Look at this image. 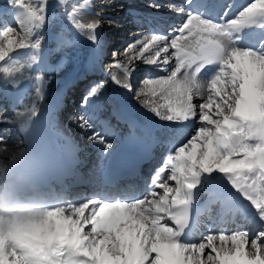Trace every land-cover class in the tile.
Listing matches in <instances>:
<instances>
[{
	"label": "snow or ice",
	"instance_id": "6c2138e0",
	"mask_svg": "<svg viewBox=\"0 0 264 264\" xmlns=\"http://www.w3.org/2000/svg\"><path fill=\"white\" fill-rule=\"evenodd\" d=\"M7 4L16 27L0 21V85L32 87L0 122L27 130L50 82L37 67L50 7L64 9L74 33L59 38L53 52L80 37L99 45L106 16L104 7L91 13L92 0ZM169 9L180 22L130 43L122 53L127 63L113 53L109 79L132 91L136 61L166 72L148 79L137 99L161 121L191 126L190 135L171 145L143 192L83 200L44 191L43 178L23 167L26 153L8 152L0 137V207L11 210L0 215V264H264V0H184ZM106 87L103 80L90 84L81 107L95 105ZM77 119L103 152L114 147L94 130L93 114ZM205 207H215L216 217L197 234Z\"/></svg>",
	"mask_w": 264,
	"mask_h": 264
},
{
	"label": "bare ground",
	"instance_id": "6f19581e",
	"mask_svg": "<svg viewBox=\"0 0 264 264\" xmlns=\"http://www.w3.org/2000/svg\"><path fill=\"white\" fill-rule=\"evenodd\" d=\"M131 1H135V0H92L93 7L90 10L91 13H95L101 7H104V14L105 16H107V18L103 19L101 23L102 36H101V43L99 45H93L88 40L84 39L83 37H80L72 47L65 48L63 51H60V52H55L53 55V57L55 58V62H51L48 59V55L52 53V49L50 51H47L44 48L41 63L37 67L43 71L45 79L49 80L50 82L47 84L45 97L40 105V111L42 109L45 110L48 106H52L50 105L51 101L58 98L60 103L57 106V109H61L60 115L61 117L65 119V121L62 122L58 112L54 111L53 110L54 107L52 106L51 116H52V120L54 123V133L56 135L54 139V144H53L55 155H58L62 151H64V153L67 152L66 146H64L65 145L64 140L68 139L70 143L75 146L76 150H79L81 155H83L84 164H87L90 159H100L101 158V155L103 153L102 146L88 139V136L91 135V132L86 133L85 131H82L78 127L77 118L79 117V115L78 117H75L74 114L77 111L81 115L85 112L88 113L89 111L94 109L95 110L93 112V115H94L97 112L96 109H98L99 107L103 105H107L110 107L111 105L116 104L115 95L117 94V92L113 91L111 84H110V79H109V66L110 65L105 66L100 63V60L105 55H109V53L112 54L111 59L114 60L113 53H118L121 55H118L115 58L119 59L120 61L124 63H127L126 57L122 55L124 49L122 51H118L117 49L121 48L126 41H128V43L130 44L134 42L136 39H138L140 36L142 37V36H146L150 34L148 31H145L146 33L144 32V33L136 34L137 32H134L133 26H130L129 22H131L132 20L133 21L136 20L135 24L139 25L140 24L139 19L142 17V15H147L149 16V19L152 20L154 23H157L158 25L166 29L171 25L178 24L181 20L180 15H178L175 11H171L169 9V4L182 5L184 0H157L156 3L161 5L159 10L152 8L149 5H143L142 2L140 3V6H137V7L136 6L132 7L130 5H127V3ZM135 2L139 3L138 1H135ZM123 5L126 7H122ZM3 9H6V13L10 14L9 5L5 2L0 7V13ZM55 9L60 10L63 8L55 7ZM113 10L114 12H118V13H110ZM81 15L83 18L85 17L86 19L92 18V15L89 14L88 12H83L81 13ZM108 19H111L112 22L107 21ZM114 30L117 31L116 32L117 35L116 36L111 35L109 39V36H107L106 34L108 32H114ZM49 31H51V34L49 35L48 39L51 40L50 43H52L53 45L56 44L57 40L61 37H69V36L74 35V33H71L67 27L65 26L62 27V25H58V23H52L51 29ZM43 34H47L46 30L44 31ZM119 40H123L124 41L123 44H121L120 42H116ZM55 47L56 45L54 46V48ZM138 62L136 61L134 63L135 71L132 73L133 77H134L133 74L139 72L140 70H146L147 72H144V73L142 72V73L143 74L147 73V75L149 76V79L158 78V76L160 77V76L167 75L166 72L161 71L160 68L154 65H148L145 63L143 65H135ZM78 71H82L83 73L80 75H77L76 73ZM111 71H118V70L111 69ZM142 73H140L139 76L135 78L136 79L142 78V75H143ZM91 74L98 76V78H93V81H101V80L107 81V87L101 99L96 103L97 105H89L87 108L81 107V103H79V99H82L84 94L83 96L79 94L76 97L77 106H74L75 104H73L74 106L73 108H75L76 111L74 112L71 110L68 113L64 114L65 112L64 107L66 106V103H67V100H66L67 91L65 90L66 84H64L61 81V79L68 80L69 78H73V75L74 76L76 75L77 76L76 81L78 82V80L80 81L84 79V77L91 75ZM77 82L75 83V86L77 85ZM145 82L146 81H144L141 84V88L144 87ZM92 83L93 82H87L84 85V87L81 88V93L85 92L88 86ZM130 83H132L131 79H130ZM28 84L32 86L31 82L24 81L21 83V85L18 88H14L12 90L11 89L9 90L8 86H3L0 88V97L2 98L1 102L3 103V105L9 108V112L0 113V117H7L11 113L9 97L12 94V92L15 91L16 89H21L22 87ZM29 92H30V89L27 91L26 95L27 94L29 95ZM7 94H8V98H6ZM121 96H123L126 99L128 98L134 104L142 107L139 101L144 99L143 96L137 99V95H132V91H128L126 89L122 91ZM78 106L80 107L76 108ZM142 108L147 110L145 107H142ZM113 116L114 114H112L111 112H107V110H104V114L101 116V118H104L103 119V122H104L105 119L109 120ZM11 117H13V115ZM98 118H100V116ZM93 122L95 126L94 130H95L97 123H96V120H93ZM168 123L169 122H166L163 129L157 132L155 140L158 142L159 149H164L166 146H168L170 144L169 140L172 136L175 137L174 143H178L181 139L184 138V136H186V134L180 135V134H176L175 131L173 132V127L169 126ZM2 124L9 125L13 129L12 130L13 134H15L14 125L17 123L0 122V126H2ZM179 126L180 125H177L176 127H179ZM11 135L12 134H9L7 138L10 137ZM75 137L77 140L75 139ZM106 139L111 141V139H109L107 136H106ZM15 142H18V148ZM4 143H7L6 145H8L7 146L8 152H15V151L23 150L22 143L19 142L16 135L14 136L13 139L9 138ZM93 143L96 145L92 147L93 149H91V146ZM0 147H3V145ZM156 162L159 163L158 166L161 163L160 159H157ZM158 166H155V168L152 169V172H154L153 170L156 169V167ZM95 191H96L95 188L88 190L91 197L95 194ZM84 198H87L84 195V192H82V194H78L77 192L73 193L72 191H70V200H83ZM209 215L210 214L207 213L203 217H201L200 219L201 225H204L207 223ZM220 226L221 225H218L217 227H220ZM223 226L232 227L231 224L223 225Z\"/></svg>",
	"mask_w": 264,
	"mask_h": 264
},
{
	"label": "rangeland",
	"instance_id": "374dc122",
	"mask_svg": "<svg viewBox=\"0 0 264 264\" xmlns=\"http://www.w3.org/2000/svg\"><path fill=\"white\" fill-rule=\"evenodd\" d=\"M1 2H0V7H1V5L5 2V3H7V0H0ZM55 1L56 0H54V2L52 3L53 5L55 4ZM138 1V0H137ZM141 1H146V0H141ZM132 2V1H131ZM139 2V1H138ZM148 2V5L149 4H152L154 1H151L150 3H149V1H147ZM130 3V2H129ZM129 3H127V5H135V3H132V4H129ZM140 3L141 2H139V3H137V5H135L136 7L137 6H140ZM122 7H126V6H122ZM132 7H134V6H132ZM63 10L64 9H62V10H59L58 12H57V10L55 9V7H50V9H49V20H48V24L49 23H58V24H61L62 25V27H66V21L64 20V18L62 17V16H60V15H62V14H60V12H63ZM120 10V9H119ZM118 10V11H119ZM57 12V13H56ZM110 13H118V12H114V10L112 11V12H110ZM59 16V17H58ZM3 18V20H5V19H8V18H11V15H7V17H0V20ZM85 18V17H84ZM106 18H107V16H106ZM63 19V20H62ZM86 19V18H85ZM145 20V19H144ZM107 21H110V22H112V20L111 19H108ZM63 23V24H62ZM128 25H129V23H128ZM49 26V25H48ZM130 26H132V24L130 23ZM134 26V25H133ZM13 27H16V25L15 26H13ZM50 27V26H49ZM48 27V29H47V31H49L50 30V28ZM54 27V26H53ZM142 30H144V27H142V28H138V27H136L135 28V30H134V32L136 31L137 33L136 34H138V33H141L142 32ZM117 31L116 30H114V32H108L106 35L107 36H109V39H110V36H111V34H113V35H117V33H116ZM114 36V37H115ZM141 37V36H140ZM116 42H120L121 44H123V40H119V41H116ZM129 45V43H128V41H126L125 43H124V45L121 47V48H118L117 50L118 51H122L123 49H125L127 46ZM53 50V49H52ZM53 52V51H52ZM55 52H53V54H54ZM112 58V54L111 53H109V55H105L104 57H102V59L100 60V63L101 64H103V65H105V66H109V65H111L113 62V59H111ZM108 59V60H107ZM107 61V62H106ZM138 62V61H137ZM110 63V64H109ZM144 64V62H142V61H140V62H138V63H136L135 65H143ZM144 73V72H147L146 70H140L139 72H137V73H134L133 75H134V77H138L139 76V74L140 73ZM142 73V74H143ZM159 77V76H158ZM160 77H162V76H160ZM140 79H142V78H140ZM147 81V80H146ZM144 82V81H143ZM142 82V83H143ZM141 83V84H142ZM131 85H133V83H131ZM139 87H140V84H138V85H136V88H135V92L139 89ZM141 89V88H140ZM139 89V90H140ZM85 93V92H84ZM132 95H137V93L136 94H134V91L132 92ZM77 106V105H76ZM76 111V109L75 108H72V107H70L69 106V108H68V110L66 111V112H64V114H66V113H68L69 111ZM5 111H0V113H4ZM72 115V114H71ZM75 117H78V115H76ZM78 123V122H77ZM9 126V125H8ZM10 127V126H9ZM4 140V139H3ZM6 141V140H5ZM4 141V142H5ZM4 144H7V143H4ZM0 146H2V145H0ZM8 146V145H7Z\"/></svg>",
	"mask_w": 264,
	"mask_h": 264
},
{
	"label": "clouds",
	"instance_id": "9594fccd",
	"mask_svg": "<svg viewBox=\"0 0 264 264\" xmlns=\"http://www.w3.org/2000/svg\"><path fill=\"white\" fill-rule=\"evenodd\" d=\"M11 210L0 207V215H7Z\"/></svg>",
	"mask_w": 264,
	"mask_h": 264
}]
</instances>
